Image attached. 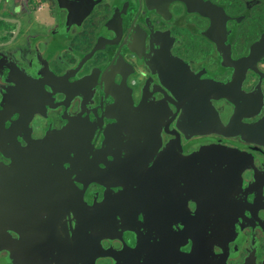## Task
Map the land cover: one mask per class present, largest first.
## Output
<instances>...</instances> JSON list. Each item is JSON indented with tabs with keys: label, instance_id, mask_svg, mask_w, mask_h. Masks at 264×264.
<instances>
[{
	"label": "flooded vegetation",
	"instance_id": "1",
	"mask_svg": "<svg viewBox=\"0 0 264 264\" xmlns=\"http://www.w3.org/2000/svg\"><path fill=\"white\" fill-rule=\"evenodd\" d=\"M0 264H264L259 0H0Z\"/></svg>",
	"mask_w": 264,
	"mask_h": 264
},
{
	"label": "trees",
	"instance_id": "2",
	"mask_svg": "<svg viewBox=\"0 0 264 264\" xmlns=\"http://www.w3.org/2000/svg\"><path fill=\"white\" fill-rule=\"evenodd\" d=\"M259 6H264V0H259Z\"/></svg>",
	"mask_w": 264,
	"mask_h": 264
}]
</instances>
